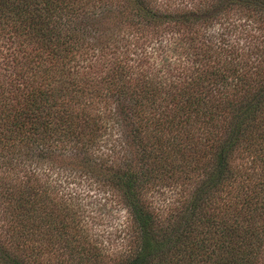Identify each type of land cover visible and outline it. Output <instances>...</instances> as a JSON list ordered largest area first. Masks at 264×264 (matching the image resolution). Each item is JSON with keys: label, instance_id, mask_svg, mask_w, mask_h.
Returning a JSON list of instances; mask_svg holds the SVG:
<instances>
[{"label": "trees", "instance_id": "1", "mask_svg": "<svg viewBox=\"0 0 264 264\" xmlns=\"http://www.w3.org/2000/svg\"><path fill=\"white\" fill-rule=\"evenodd\" d=\"M120 1L109 9L106 0H0V264H256L264 245V45L235 48L224 38L196 47L189 31L202 18L235 13L264 24V0L164 11L154 0ZM116 13L119 27L136 33L173 23L166 46L140 53L158 70L169 59L178 64L175 77L131 70L118 55L99 80L86 70V79L71 77L76 60L91 57L88 36L108 32ZM104 95L119 97L128 152L109 163L90 152L105 129L94 112ZM73 158L97 171L128 213L114 261L82 234L78 208L42 179L41 164L75 166ZM167 182L180 193L163 217L143 190Z\"/></svg>", "mask_w": 264, "mask_h": 264}, {"label": "rangeland", "instance_id": "2", "mask_svg": "<svg viewBox=\"0 0 264 264\" xmlns=\"http://www.w3.org/2000/svg\"><path fill=\"white\" fill-rule=\"evenodd\" d=\"M106 1L109 9H119L125 5V2L120 0ZM154 1L156 5H162V7L160 6L162 11L167 7L172 9L180 5L183 8V6H193L198 2V0ZM116 14L118 15L114 18V21L110 20L104 23L106 28L109 29L108 32L105 34L91 33L88 36L89 43L92 42L88 58L91 57L84 61L76 60L75 66H77L73 67L76 72H73L71 77H79L78 79H86L88 76L95 79L103 78L104 74L111 68L110 64L106 62L112 59L114 55L123 56L122 58L131 70L141 67L147 68L149 71L154 70L151 75L149 74L151 77L162 76L168 79L171 75L175 77L180 69L178 64L173 63V61L170 63L169 59L160 64L161 68L158 70L159 67L153 64L152 58H144L146 61L143 62L140 53L144 48L153 50L158 47V44L167 43L172 34L170 30L173 23L171 21L165 22L159 30H156L157 32L148 30L147 34L144 31L142 34L140 31L136 33L129 28L119 27L121 25L118 24L117 20H121L122 17L121 13ZM260 24L255 20L247 19L241 13L229 14L223 18L214 16L212 18H202V21H199L196 26L191 27L189 35L196 47H199L205 39L209 42H226L225 39H227V44L230 43L235 48L242 46L249 49L253 45H264V24ZM135 37L139 38L136 43H140L142 48H137L138 45L134 44ZM160 50L157 49L153 55L160 57L162 55L158 54ZM6 51L9 50H6V46H4L2 52L5 53ZM136 58L140 59V65ZM85 70L88 76L82 75ZM117 98H119L117 95H104L100 102L98 101L99 108L94 110L96 114L101 116L105 127L101 131L103 133L97 136L90 148L91 155L97 161L98 158H107L109 163L115 158H127L128 155L124 143L123 129L117 120L119 118L116 114L115 99ZM71 161L74 162L75 166L66 165L62 162L64 164L61 165L62 168L57 164L51 166L44 162L40 166L42 168V179L43 181L46 179L49 181L53 193L64 196L68 202L78 208L83 223L82 234L88 238L90 244L102 252L106 259L110 258L109 261H114L116 255L125 247L127 235V227L125 226L128 215L126 208L120 203L115 190L101 180L99 176L96 177L97 171L88 174L85 168L78 166L81 161L76 163L74 158ZM170 184L172 183L167 182L161 188L148 187L143 190L145 199L163 217L168 214L172 203L175 202L176 196L180 193L179 186ZM256 264H264V245Z\"/></svg>", "mask_w": 264, "mask_h": 264}]
</instances>
